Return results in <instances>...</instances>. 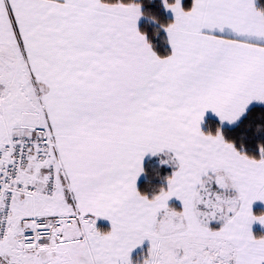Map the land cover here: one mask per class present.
Masks as SVG:
<instances>
[{
	"label": "snow or ice",
	"instance_id": "1",
	"mask_svg": "<svg viewBox=\"0 0 264 264\" xmlns=\"http://www.w3.org/2000/svg\"><path fill=\"white\" fill-rule=\"evenodd\" d=\"M162 4L0 0V264H264V0Z\"/></svg>",
	"mask_w": 264,
	"mask_h": 264
},
{
	"label": "trees",
	"instance_id": "2",
	"mask_svg": "<svg viewBox=\"0 0 264 264\" xmlns=\"http://www.w3.org/2000/svg\"><path fill=\"white\" fill-rule=\"evenodd\" d=\"M144 11L149 13L145 15L141 20L140 27L142 31H146L149 35V38L152 40L153 44L156 47V50L160 54H167V51L170 50L169 45L167 44V35L163 28L160 27L161 24L167 23L171 20L170 16L167 14L166 10L163 7L162 0H144ZM155 15L158 17V22L151 19V16ZM157 30H159L157 34ZM156 162L155 158H151L148 161L149 172L153 169V165ZM147 177H144L141 180V186H144ZM256 233H260L258 230Z\"/></svg>",
	"mask_w": 264,
	"mask_h": 264
},
{
	"label": "crops",
	"instance_id": "3",
	"mask_svg": "<svg viewBox=\"0 0 264 264\" xmlns=\"http://www.w3.org/2000/svg\"><path fill=\"white\" fill-rule=\"evenodd\" d=\"M167 14L170 16V18H172V14L169 12V11H166ZM143 19V17H142ZM141 19V20H142ZM141 20H140V23H141ZM167 35V34H166ZM156 166V162L154 163L153 165V168ZM144 178V177H143ZM142 178V179H143ZM141 179V180H142ZM179 203V202H177ZM254 211L259 214L261 212H264V203L262 202H256L254 204ZM99 226L102 227V228H109L110 227V222L107 221V220H104V219H101L99 222ZM257 230L260 232L259 234L256 233ZM253 231L257 234V235H260V234H264V225H260L258 222L256 224L253 225Z\"/></svg>",
	"mask_w": 264,
	"mask_h": 264
}]
</instances>
